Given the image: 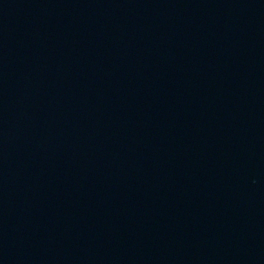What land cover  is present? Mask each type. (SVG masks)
<instances>
[{
	"label": "water",
	"instance_id": "1",
	"mask_svg": "<svg viewBox=\"0 0 264 264\" xmlns=\"http://www.w3.org/2000/svg\"><path fill=\"white\" fill-rule=\"evenodd\" d=\"M0 264H264V0H0Z\"/></svg>",
	"mask_w": 264,
	"mask_h": 264
}]
</instances>
